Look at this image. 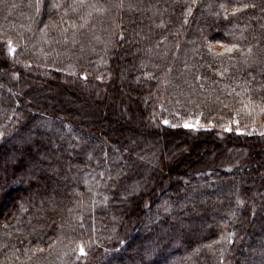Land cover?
<instances>
[{
	"label": "trees",
	"instance_id": "obj_1",
	"mask_svg": "<svg viewBox=\"0 0 264 264\" xmlns=\"http://www.w3.org/2000/svg\"><path fill=\"white\" fill-rule=\"evenodd\" d=\"M0 58V264H264V176L254 173L264 158L222 168L201 158L196 140L162 172L172 185L130 197L125 210L114 204L138 176L123 146L131 137L143 145L165 132L163 149L187 135L222 138L227 150L263 145L264 0H1ZM81 84L93 85L84 130L63 98ZM36 106L48 112V129H38ZM149 113L150 133L136 135L129 124L149 127ZM188 118L210 129L188 133ZM193 187L187 210L201 215L172 222L157 212L167 199L170 213ZM149 211L153 225L141 232ZM112 218H120L114 229Z\"/></svg>",
	"mask_w": 264,
	"mask_h": 264
},
{
	"label": "rangeland",
	"instance_id": "obj_2",
	"mask_svg": "<svg viewBox=\"0 0 264 264\" xmlns=\"http://www.w3.org/2000/svg\"><path fill=\"white\" fill-rule=\"evenodd\" d=\"M1 1V0H0ZM139 49H136V47L131 48L127 51H125V55L126 57L130 56V57H134L135 53L137 51H139ZM73 53H75L76 51H72ZM4 56H2V59L5 60V58H3ZM1 59V58H0ZM124 61L125 58H124ZM123 61V63H125ZM5 69V66H2ZM124 67V66H123ZM16 68H12L11 67V71H16ZM125 71L123 70V76H120V87H121V97L124 99L126 98V76H125ZM138 73L133 74V83L136 80L135 78L137 77ZM36 83V85L38 87H40L41 85L37 83L36 80L34 81H30V83ZM71 82V81H70ZM73 82V81H72ZM62 83H68V81H66V79H62ZM93 85H86V84H81V89L82 92L81 93H74V89L73 87H70V89L73 91V94H68L69 96L63 94V98L66 101L65 105L68 107H71V105H69V99L71 100V103L74 107L71 108H75V110L77 111L78 114V118L76 119L77 121L81 122V129L86 128V126H84L83 124V120L85 118H87L88 115V110H85V104H91L90 100H88L89 98L87 97V93L86 91H91L92 90ZM123 89V90H122ZM84 90V91H83ZM68 92V91H67ZM98 96H99V100L102 99L100 92H97ZM144 93L146 94V92L144 91ZM97 96V97H98ZM130 99V103L131 101H133L132 97L129 96L128 97ZM92 103H96V101H94L95 99L93 97L90 98ZM73 101V102H72ZM105 102H102L101 104L99 103V107L101 108H105L106 104H108L106 99L104 100ZM97 105V104H95ZM95 107V106H94ZM90 108V107H88ZM31 113L32 112H38L40 115L34 117L35 123L38 126V129H48V121L49 119L46 118L45 115L48 114V112H46V110L41 109L39 106L36 107H32V109H30ZM47 114H45V112ZM57 111V110H56ZM55 111V112H56ZM45 115H44V114ZM129 110H127L124 114H122V116L119 117V120L121 122L122 125H126L128 124V118H129ZM56 115L58 117H66V114L64 111H60L58 110L56 112ZM153 118V114L149 113V118L147 119L148 125L149 127H145V129H141V127L138 126V124L134 123V125L129 124L131 126V128L133 130H136V132H134L136 135H139L140 133H142L141 137H144L143 135H145L146 133H150V127L151 123L155 124ZM107 123V122H106ZM55 126L57 125L56 123H54ZM105 124H103L102 128V132H101V136L99 137L100 140H104L106 139V137L108 136L107 134V129H111L112 127V122H108L107 123V127L104 126ZM186 130V132L191 133V134H195L198 131H205L210 129V126L205 125L204 123H202L198 118H188L187 120H185L183 122L182 125ZM84 130V129H83ZM153 131V130H152ZM154 134L155 137L153 138V142H145L143 145L139 144L137 141H134V138L131 137V139H128L127 141H123V146L130 149L129 147L131 146V152L130 158H135V160L137 161V164L134 162L133 164L131 163V168H133L135 165H137L136 167H139V172H138V176L136 178H134L129 186H127L125 188V190L122 192H117L118 193V199L116 200V202H114V204L116 203V210H125L126 206H127V201L130 197H139V196H143V197H147V198H151L153 194H155V192H157V189H164V186L167 185V183L170 182V184H173V177L169 176V177H165V176H161L162 172L167 170V168H169L171 166V164H174L176 161L179 160V158L181 159V156L187 152L186 148H190L193 149V146L191 145V143L195 142L196 140H198L199 142H201L200 146H199V150H202V159L207 158L208 160L211 158L215 159V162L218 166L222 167V168H226V169H232L235 166H238L241 162H243L242 164H245V162L247 161V158L251 159L253 156H255L253 158V163L257 161H259L261 158H264V142H262L263 145H259L256 149H251L250 147L247 146V144L245 146H243V150H227V149H223L224 143L225 141L221 138V140H217L214 136V138H211L210 142H214L213 145H217L214 150H212L211 148V144L210 142H202L201 140V136L198 137H193L192 139H190V136H183V137H179L176 138L177 140L173 143H171L169 146H167L165 144L164 149H163V140L161 139V137L165 138L166 134L165 132H158L154 130ZM92 136V135H91ZM220 136V134H219ZM200 137V138H199ZM87 139V138H86ZM137 139V138H136ZM158 140V141H157ZM165 140V139H164ZM216 140V141H215ZM83 139L81 140V143H83ZM100 142V141H99ZM98 142V143H99ZM102 145V142H100ZM99 143V144H100ZM139 144V145H138ZM97 145V144H96ZM92 146V145H91ZM95 145H93L94 148ZM96 147V146H95ZM239 147V146H236ZM242 147V146H241ZM145 148V149H144ZM245 149V150H244ZM246 149L248 150V153L246 151ZM212 150V151H211ZM225 150V151H224ZM214 151H216L215 153H217V156H213L212 153H214ZM110 152V151H109ZM214 153V154H215ZM247 153V155H246ZM128 155V154H126ZM123 156L118 158L120 160V164H125L127 156ZM248 159V160H249ZM202 163V161H201ZM252 163V162H251ZM142 164L147 165L146 168H143ZM256 164V163H255ZM255 166V165H254ZM142 168L144 169L143 172L140 173V170H142ZM130 167L128 165L123 166L120 169L119 175L117 178H119L117 181L120 182H124L125 177L127 176L126 174L128 173L127 170H129ZM151 173L154 174L155 178H150L151 177ZM256 175H260V176H264V171H255L254 172ZM129 174V173H128ZM150 179V180H149ZM161 180V183L157 186L158 180ZM131 180V179H130ZM155 182V183H152ZM117 183V182H116ZM133 183V185H131ZM154 184V187H153ZM170 185V186H171ZM250 185V184H248ZM198 189L196 187H193L190 189V192L188 193L187 198H185L182 202H180L179 204H176L174 206V208H172V210L170 211V213H167L165 206L169 203V201L167 199L162 201L163 206L161 208L157 209V212L160 215H168L169 219L172 222H177V214L179 213L180 215L182 214L183 216H187L189 212L187 211H194L195 213H197L198 215H201V212L198 211L197 207H189V210H187V206L189 201L193 200L194 196L197 194ZM152 192V193H151ZM239 192V191H238ZM241 194V192H239ZM232 194V191H230V193H224V198L228 199L229 195ZM208 203V202H206ZM218 203H220V201H216L214 200L212 203H209V205L207 206V210L208 209H214V206L218 205ZM155 211H149L146 213V220L145 222L138 228L141 232H147L148 231V227L150 226V224L153 225V220H154V216H155ZM115 216L117 217L118 215L115 214ZM120 218H118L119 220ZM117 218H112V221H109V226L113 229L116 227L115 225L119 224ZM151 225V226H152ZM255 229L253 227V225L251 226L250 230ZM112 232V230H110ZM135 243V242H134ZM138 243V242H137Z\"/></svg>",
	"mask_w": 264,
	"mask_h": 264
}]
</instances>
